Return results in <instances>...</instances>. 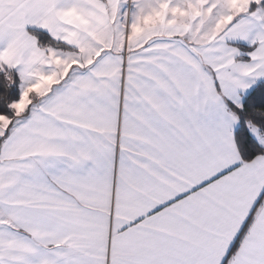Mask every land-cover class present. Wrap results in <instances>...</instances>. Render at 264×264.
Masks as SVG:
<instances>
[{
  "label": "snow or ice",
  "instance_id": "6c2138e0",
  "mask_svg": "<svg viewBox=\"0 0 264 264\" xmlns=\"http://www.w3.org/2000/svg\"><path fill=\"white\" fill-rule=\"evenodd\" d=\"M0 264H264V0H0Z\"/></svg>",
  "mask_w": 264,
  "mask_h": 264
}]
</instances>
